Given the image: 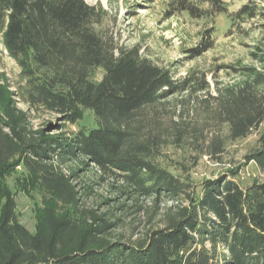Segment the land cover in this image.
<instances>
[{"label":"trees","instance_id":"trees-1","mask_svg":"<svg viewBox=\"0 0 264 264\" xmlns=\"http://www.w3.org/2000/svg\"><path fill=\"white\" fill-rule=\"evenodd\" d=\"M260 1L230 14L223 0H169L168 13L241 26L264 17ZM115 23L86 0H0V264H264V182L242 185L238 167L195 184L157 163L171 140L218 159L226 141L257 134L245 164L264 175V39L211 84L197 66L176 78L140 44H121ZM216 32L204 30L192 60L214 49ZM6 59L19 69L12 78ZM191 109L202 119L187 120ZM88 110L91 128L81 125ZM18 167L52 200L35 233L3 183ZM81 167L111 182L103 203L114 207L84 203L93 186L75 183ZM145 200L152 226L135 241L114 235Z\"/></svg>","mask_w":264,"mask_h":264},{"label":"rangeland","instance_id":"rangeland-1","mask_svg":"<svg viewBox=\"0 0 264 264\" xmlns=\"http://www.w3.org/2000/svg\"><path fill=\"white\" fill-rule=\"evenodd\" d=\"M86 1L92 5L101 4L110 12L112 20L116 21L115 32L121 44H140L143 47V54L160 66L170 68L176 78L185 76L190 68L197 66L200 70L210 72L207 80L211 84H213L212 78L214 77L219 81H228L231 79L229 75L218 67L234 64L239 59L248 62L247 46L264 39L263 16L253 19L249 24L234 26L232 20L225 15L217 17L215 23L193 19L186 13L171 15L168 13L169 0ZM223 2L227 5L230 14L237 13L243 6L249 4V0H223ZM258 3L264 12V1ZM213 24L217 28L214 35L216 42L214 49L192 60L186 51L195 47L200 42L204 30ZM247 35L248 38L245 37ZM5 71L8 77L12 78L19 72V69L12 60L6 59ZM101 77L102 73L99 72L97 80ZM201 112L200 110L196 113L191 109L189 115L186 112V119L201 120ZM50 119V116H43L35 121V125H41ZM94 124V116L88 110L81 125L91 128ZM221 128V134L225 135L226 128L224 126ZM211 134L213 135L214 132ZM257 142V134L243 140H228L224 144V152L217 155V159L212 157L209 150L205 148L197 149V146L188 143L178 145L172 143L171 140L163 148L157 163L174 175L190 178L195 184H201L218 175L228 174L238 167L240 173L236 181L242 185H249L254 181L264 182V175L255 163L245 164L246 155L257 146ZM99 176L94 168L81 167L75 183L79 188L93 186L92 195L85 199L84 203L89 208L103 212L107 208L114 207L116 203H111L109 207L103 203L104 199L111 198L113 189L110 186L111 182L109 184L106 181H99ZM94 182H97L96 185H93ZM3 183L15 199L17 220L33 233L40 231L43 211L52 203L50 197L46 196L42 189L32 181L29 174L20 167L7 174ZM138 204L143 205V210L133 216H122L123 221L114 232V235L124 241L139 239L152 226L149 223L152 210L147 211L152 204L151 201L145 200ZM170 206H172L171 203H164L161 208L164 211ZM120 214L117 212V215ZM159 220L160 217L154 222Z\"/></svg>","mask_w":264,"mask_h":264}]
</instances>
